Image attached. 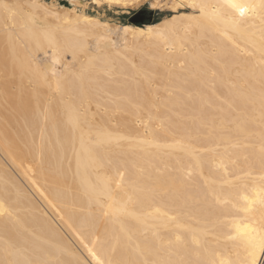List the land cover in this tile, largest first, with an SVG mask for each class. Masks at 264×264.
Returning a JSON list of instances; mask_svg holds the SVG:
<instances>
[{
  "label": "bare ground",
  "instance_id": "6f19581e",
  "mask_svg": "<svg viewBox=\"0 0 264 264\" xmlns=\"http://www.w3.org/2000/svg\"><path fill=\"white\" fill-rule=\"evenodd\" d=\"M54 7L0 0V264H264V0Z\"/></svg>",
  "mask_w": 264,
  "mask_h": 264
},
{
  "label": "rangeland",
  "instance_id": "374dc122",
  "mask_svg": "<svg viewBox=\"0 0 264 264\" xmlns=\"http://www.w3.org/2000/svg\"><path fill=\"white\" fill-rule=\"evenodd\" d=\"M8 1V0H7ZM48 5H55L54 8L75 9L77 12L83 11L87 15L97 16L107 21L110 25L130 24L128 18L139 10L158 11L156 21L173 16L171 0H144L135 7H121L108 5L104 0H43ZM153 4V5H151ZM186 7L185 5H183ZM52 7V6H51ZM171 7V8H170ZM133 8V9H132ZM179 12L190 13L187 7ZM99 13V14H98ZM112 23V24H111ZM133 25V24H130ZM113 36V37H112ZM116 39V35H112ZM115 37V38H114Z\"/></svg>",
  "mask_w": 264,
  "mask_h": 264
},
{
  "label": "water",
  "instance_id": "95a60500",
  "mask_svg": "<svg viewBox=\"0 0 264 264\" xmlns=\"http://www.w3.org/2000/svg\"><path fill=\"white\" fill-rule=\"evenodd\" d=\"M157 12V10L152 11L151 9L139 10L128 18V23L133 24L134 26H144L145 24L156 23ZM144 13L147 14L143 15Z\"/></svg>",
  "mask_w": 264,
  "mask_h": 264
},
{
  "label": "snow or ice",
  "instance_id": "6c2138e0",
  "mask_svg": "<svg viewBox=\"0 0 264 264\" xmlns=\"http://www.w3.org/2000/svg\"><path fill=\"white\" fill-rule=\"evenodd\" d=\"M235 7V5H233ZM241 12H243V9H241Z\"/></svg>",
  "mask_w": 264,
  "mask_h": 264
},
{
  "label": "flooded vegetation",
  "instance_id": "af4514ba",
  "mask_svg": "<svg viewBox=\"0 0 264 264\" xmlns=\"http://www.w3.org/2000/svg\"><path fill=\"white\" fill-rule=\"evenodd\" d=\"M147 14V13H146ZM145 13L143 15H146Z\"/></svg>",
  "mask_w": 264,
  "mask_h": 264
}]
</instances>
